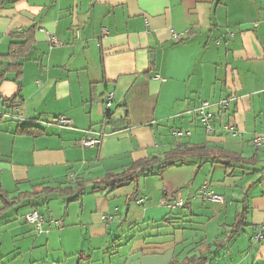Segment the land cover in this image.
Returning a JSON list of instances; mask_svg holds the SVG:
<instances>
[{
	"label": "crops",
	"instance_id": "0c3cea01",
	"mask_svg": "<svg viewBox=\"0 0 264 264\" xmlns=\"http://www.w3.org/2000/svg\"><path fill=\"white\" fill-rule=\"evenodd\" d=\"M30 26L35 44L21 76L9 70L0 80V187L8 198L119 172L180 143L255 160L229 170L191 158L136 187H89L70 202L57 193L43 204L23 198L0 214V264H185L192 256L206 257L195 264H264V143L253 145L264 134V0H0V55L12 31ZM203 101L211 131L198 116ZM15 109L19 121L7 115ZM58 115L73 127L52 123ZM88 129L103 134L99 145L81 146ZM203 190L224 202L204 200ZM175 196L184 207L161 202ZM243 207L244 226L230 239ZM31 210L44 218L39 231L25 219Z\"/></svg>",
	"mask_w": 264,
	"mask_h": 264
},
{
	"label": "trees",
	"instance_id": "16d2710c",
	"mask_svg": "<svg viewBox=\"0 0 264 264\" xmlns=\"http://www.w3.org/2000/svg\"><path fill=\"white\" fill-rule=\"evenodd\" d=\"M35 30V26H30L19 31H12L9 34L11 41L9 44L8 51L5 54L0 55V60H5V64L0 63V65L2 64V66L5 65L0 69V80L5 77V74L9 70H14L17 76H21L22 60L28 55L29 51L33 48L35 44ZM110 110L111 108L108 111L105 110V117L109 116ZM7 115L16 121H19L21 119L18 109H15L12 115ZM127 116L128 114H126L125 118ZM21 132L35 136L42 133L43 131L42 129H39L34 126H22ZM191 158H197L204 161L218 163L224 166L225 169L229 170H231L233 167H236V165H251L255 160V157L243 158L239 153L226 151L223 148H219L216 146H208L201 143H180L163 153L152 154L150 156L132 161L127 167H125L119 172L107 171L103 176L99 178H84L76 180L71 186H44L41 188L40 191L18 193L13 198H8L7 192L2 190L0 187V201L3 204L0 208V214L7 207L13 206L23 198L28 197H32L33 199H37L40 197V199L42 200L41 204H43L46 202V200L50 198L51 193H57L59 195L68 197L67 202H70L79 199L89 187L92 190L105 189L107 193L127 185H133L134 187H136L137 182L141 177H145L148 175L160 176L162 172L167 168L176 166L178 164H183ZM201 197L206 200L203 197L202 193ZM39 204L40 203H31V208L37 210ZM184 205L185 203L183 199V205L180 207H175L173 209L182 208L184 207ZM245 213V207H243L242 210L237 213L236 220L232 224V230L228 238L231 239L238 232V230L242 226H244ZM41 227L40 229H37L36 227L35 228L39 231L41 230ZM205 259V256H192L188 258V261L185 264H195L196 262ZM174 264L179 263L175 262Z\"/></svg>",
	"mask_w": 264,
	"mask_h": 264
},
{
	"label": "built area",
	"instance_id": "2783aa9c",
	"mask_svg": "<svg viewBox=\"0 0 264 264\" xmlns=\"http://www.w3.org/2000/svg\"><path fill=\"white\" fill-rule=\"evenodd\" d=\"M102 30H104V29H102ZM50 42L53 45L58 44V42L56 41V39L54 37H52L50 39ZM229 101H230V99L227 97L222 98L218 101V106H220V109L225 110L229 107ZM112 102H113V92H108L105 95L104 101H103L104 110L108 111L112 107ZM209 106H210V103L208 101H203L197 110L198 116H199L201 122L203 123V125L205 126L207 131L212 130L210 120L212 119L213 114H212V112L206 110V108H208ZM51 121H52V123L59 125V126H66L69 128L73 127L72 121L70 119L64 117V116H60V115L55 116L51 119ZM225 128H228L227 125H225ZM173 134L177 137H182V136L189 135L190 133H189V131L177 130V131H174ZM102 135L103 134L100 131L88 129L85 131L84 136L81 138L80 144L83 147L97 146L101 143ZM263 143H264V134L257 135L253 138V145L255 148H259ZM201 193H202L203 197L208 201L215 202V203H223L224 202L223 196L218 195L212 191L203 190ZM142 201H143L142 199H138V200H136V203L141 204ZM161 202L164 205H166L168 208L173 209L175 207H180L183 205V198L180 196H175L171 199H164ZM25 219L27 222L34 224L37 229H40L41 225L44 222L43 216L40 215L35 210L28 212L25 215ZM262 229H264V227H262ZM258 237H260V235H258Z\"/></svg>",
	"mask_w": 264,
	"mask_h": 264
},
{
	"label": "rangeland",
	"instance_id": "374dc122",
	"mask_svg": "<svg viewBox=\"0 0 264 264\" xmlns=\"http://www.w3.org/2000/svg\"><path fill=\"white\" fill-rule=\"evenodd\" d=\"M201 121V120H200ZM202 123V122H201ZM202 125H203V123H202ZM178 129H174L173 130V132L174 131H177ZM182 130H184V129H182ZM185 131V130H184ZM0 204H2L1 202H0ZM52 204H54V201H52ZM28 209V207L27 206H25V205H23V206H19V207H17V208H15V210H19V212H21V213H23L24 214V212L26 211ZM12 211V210H11ZM13 212V211H12ZM20 219H24V217L22 216V217H20ZM37 230V229H36ZM38 231V230H37ZM4 231H3V229H1L0 230V235L3 233ZM0 239H1V237H0ZM3 239V238H2ZM2 241V240H1Z\"/></svg>",
	"mask_w": 264,
	"mask_h": 264
}]
</instances>
